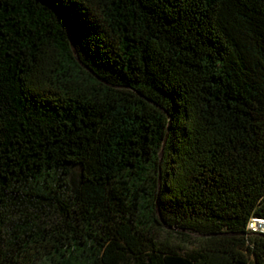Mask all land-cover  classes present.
Masks as SVG:
<instances>
[{"label": "trees", "instance_id": "1", "mask_svg": "<svg viewBox=\"0 0 264 264\" xmlns=\"http://www.w3.org/2000/svg\"><path fill=\"white\" fill-rule=\"evenodd\" d=\"M0 25V264H264V0Z\"/></svg>", "mask_w": 264, "mask_h": 264}, {"label": "built area", "instance_id": "2", "mask_svg": "<svg viewBox=\"0 0 264 264\" xmlns=\"http://www.w3.org/2000/svg\"><path fill=\"white\" fill-rule=\"evenodd\" d=\"M249 227L254 232L264 233V220L261 218L253 219V221L249 224Z\"/></svg>", "mask_w": 264, "mask_h": 264}, {"label": "snow or ice", "instance_id": "3", "mask_svg": "<svg viewBox=\"0 0 264 264\" xmlns=\"http://www.w3.org/2000/svg\"><path fill=\"white\" fill-rule=\"evenodd\" d=\"M169 2H174L175 4L180 5V7H191L194 5L195 0H169ZM0 29H2V25H0Z\"/></svg>", "mask_w": 264, "mask_h": 264}]
</instances>
